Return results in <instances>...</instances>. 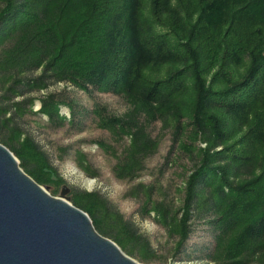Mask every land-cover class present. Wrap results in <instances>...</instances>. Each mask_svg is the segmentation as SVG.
<instances>
[{"label": "trees", "instance_id": "obj_1", "mask_svg": "<svg viewBox=\"0 0 264 264\" xmlns=\"http://www.w3.org/2000/svg\"><path fill=\"white\" fill-rule=\"evenodd\" d=\"M175 1L171 13L169 0H3L0 143L37 183L60 182L17 125L31 111L30 94L59 81L110 92L128 104L125 114L94 113L100 127L129 136L118 171L133 177L155 146L147 122L169 118L171 149L188 151L191 139L205 143L187 178L185 207L196 208L201 196L207 204L210 260L252 264L264 258V165L253 164L264 160V0H193V9L190 0ZM187 78L190 108L182 100ZM54 97L41 99L38 109L50 122L64 118ZM212 180L220 202L212 199ZM69 201L118 246L123 234L136 235L117 217L115 231L101 226L114 210L97 192L74 191Z\"/></svg>", "mask_w": 264, "mask_h": 264}, {"label": "rangeland", "instance_id": "obj_2", "mask_svg": "<svg viewBox=\"0 0 264 264\" xmlns=\"http://www.w3.org/2000/svg\"><path fill=\"white\" fill-rule=\"evenodd\" d=\"M168 5L173 10L171 13L174 12L176 1L169 0ZM189 5L193 9L194 1L190 0ZM2 6L3 0H0V10ZM5 33V27L0 25V49L8 42L3 36ZM189 81L185 80L182 96L187 108L192 106L194 95ZM49 94L55 95L62 120L50 122L38 112L40 100ZM30 97L31 111L16 122L45 153L56 178L61 179L38 183L47 193L58 197L61 185L65 184L68 197L74 191L97 192L103 196L115 215L106 217L101 226L115 231L111 221L117 217L130 222L136 230L134 236L123 234L120 246L104 237L140 264H215L209 258L214 240L204 198L201 196L198 206L189 214L185 207L187 178L197 165L198 149L204 147V142L191 139L188 151L171 149L173 120L148 121L145 132L155 146L139 160L133 177L124 174L120 177L118 168L128 155L130 138L114 128L100 127L94 113L96 110L107 117L123 116L128 104L119 95L83 91L59 81L32 92ZM72 113L73 120L69 121ZM253 164L262 167L264 160ZM211 182L212 199L220 202L216 181ZM164 214L168 217L163 218ZM252 264H264V258Z\"/></svg>", "mask_w": 264, "mask_h": 264}, {"label": "water", "instance_id": "obj_3", "mask_svg": "<svg viewBox=\"0 0 264 264\" xmlns=\"http://www.w3.org/2000/svg\"><path fill=\"white\" fill-rule=\"evenodd\" d=\"M68 190L51 196L0 143V264H140L94 229Z\"/></svg>", "mask_w": 264, "mask_h": 264}]
</instances>
